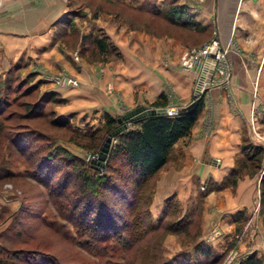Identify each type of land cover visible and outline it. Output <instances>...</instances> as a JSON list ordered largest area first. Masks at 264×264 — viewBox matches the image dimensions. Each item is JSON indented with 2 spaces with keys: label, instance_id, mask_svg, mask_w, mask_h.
<instances>
[{
  "label": "rangeland",
  "instance_id": "374dc122",
  "mask_svg": "<svg viewBox=\"0 0 264 264\" xmlns=\"http://www.w3.org/2000/svg\"><path fill=\"white\" fill-rule=\"evenodd\" d=\"M65 1L69 22L64 32L53 34L50 42L55 47V55L52 53V58L43 60L39 53L25 51L12 62L10 51L0 47V110L3 111L0 113V259L12 264L14 259L7 254L9 251L37 249L55 256L60 264H162L166 260V264H196L197 261L200 264H239L251 254H256L264 264V240L262 250L250 245L239 251L244 225H237L236 236L228 241V233L223 235L215 225L212 206L204 215L202 194L198 195V201L196 195L185 193L179 197L168 191V164L142 191L145 198H149L145 207L150 212V220L161 226L150 231L136 248L117 250L113 257L110 250L100 257L69 237L75 232L74 228L59 213L54 204V193H49V188L56 191L58 175L69 174L61 194L74 195L78 190V169L90 175L87 190L92 182L94 186L102 182L104 175L110 172L107 170L111 163L108 156L118 141L117 133L111 137L106 157L99 158L109 136L104 133L101 137L103 131L100 129L105 124L103 116L122 118L129 109L141 106L177 107L166 104L176 103L184 91L182 85L189 75L180 65L183 53L218 37V20L228 16L229 10L235 8V2ZM98 39L107 44L106 51L97 47ZM225 49L228 54L230 50ZM226 53L224 62L228 57ZM222 67L227 81L222 83V77L207 80L209 86L198 97L193 95V100L198 98L203 103L209 89H217L229 98V65ZM79 74H83L85 80L82 81ZM66 78L76 79L77 84H66L63 82ZM257 78L252 97L258 103L256 106H264V73ZM68 87L96 94L108 113L104 108L101 110V104H92V108L81 112L76 101L61 95L70 89ZM123 95L131 97L126 99ZM158 101L164 102L165 106H155ZM123 124L129 127L134 123L128 120L119 125ZM259 131L264 134V126L256 132ZM94 134L98 146L93 145L91 137ZM47 153H54L57 160L58 155H64H60L58 170L44 185L34 172L39 158ZM110 174L121 178L122 173L113 171ZM113 180L115 184L125 183L123 179ZM98 191L103 193L106 202L115 201L111 193L102 191V187L98 186ZM72 200L71 196L63 202L67 204ZM116 204L122 215L127 212L120 202ZM18 207L19 212L15 211ZM238 215L252 214L241 211Z\"/></svg>",
  "mask_w": 264,
  "mask_h": 264
},
{
  "label": "crops",
  "instance_id": "0c3cea01",
  "mask_svg": "<svg viewBox=\"0 0 264 264\" xmlns=\"http://www.w3.org/2000/svg\"><path fill=\"white\" fill-rule=\"evenodd\" d=\"M234 2L235 8L217 24L220 43L230 50L225 63L229 65L231 76L227 89L229 98L217 89L208 90L196 122L187 135L173 144L165 165L168 164L170 193L179 197L185 193L196 195L198 201V195L202 194L204 215L212 206L215 225L223 235L228 233V241L236 236V226L242 224L245 232L239 241V251L250 245L262 250L264 216L260 212V178L263 167L255 170L250 166L244 159L243 146L247 139L264 148V142L259 143L252 132L264 126V106H256L258 103L252 97L254 81L264 73V0ZM67 12L65 0H0V47L10 51L12 62L25 51L39 53L43 60L52 58L55 47L50 41L54 33L66 30ZM4 61L10 62L9 59ZM185 73L190 80L186 77L183 93L176 103L166 106L183 107L193 100L194 74ZM79 77L85 80L83 74ZM46 88L51 90V87ZM68 88L64 94L58 91L66 95L64 98L76 101L81 112L92 108V104H101L103 110L104 104L96 94ZM241 211L252 215L240 216Z\"/></svg>",
  "mask_w": 264,
  "mask_h": 264
},
{
  "label": "trees",
  "instance_id": "16d2710c",
  "mask_svg": "<svg viewBox=\"0 0 264 264\" xmlns=\"http://www.w3.org/2000/svg\"><path fill=\"white\" fill-rule=\"evenodd\" d=\"M96 45L101 51L108 49L107 44L101 39L96 40ZM160 105H164V102L155 103V106ZM201 106L202 101L200 100L197 108L191 112L176 116L153 114L131 121L134 123L132 126H126L117 134L118 141L108 156V161L111 163L107 170L110 172L104 175V180L99 184L94 186L92 182L88 190L90 175L76 167L79 171L76 172L78 174V190H75L74 195L61 194L60 191L66 186L69 174L64 173L63 176L59 174L55 184L57 192L49 188V193H54V204H56L59 213L74 228L75 232L69 237L77 240L79 246L96 252V255L100 257L105 256L111 250L113 251L111 257H113L117 254V250L129 251L134 247L136 248L144 241V237L150 231L158 230L161 225L158 222L154 224L150 220V212L145 207L148 205L149 198H145L142 191L148 186L150 179L166 164L173 144L190 132ZM0 113L3 111L0 110ZM104 117L105 124L100 129L103 131L101 137L104 133H107V136L110 135L122 123L119 118H114L108 114H105ZM58 123L64 125L61 120H58ZM95 134L91 139L94 142L93 145L98 146L97 138H94ZM243 150L244 159L249 162L250 166L255 170H261L264 163V148L254 145L246 139ZM60 155L63 156L64 154ZM60 155H58V160H60ZM58 160L54 153L43 154L39 158L34 176L44 185H47L52 175L58 170ZM113 171L122 173L121 178L111 176L110 173ZM113 179L118 181L123 179L125 183L123 185L115 184ZM98 186L102 187V191L111 193L112 199L115 201L108 203L103 200V193L98 191ZM71 196L73 202L67 204L63 202ZM61 198L65 199L62 201ZM260 201V212L264 216V168L260 178ZM118 202L126 208L127 212L123 215L117 208L116 203ZM19 210L20 207L17 211L19 212ZM7 254L11 259H14L12 264L16 262L60 264L55 256L40 252L37 249L9 251ZM39 256L44 257V259L40 260ZM166 262L167 260L162 264H166ZM0 264L6 263L0 259ZM196 264H200L199 261ZM239 264H262V261L257 258L256 254H251L242 259Z\"/></svg>",
  "mask_w": 264,
  "mask_h": 264
},
{
  "label": "built area",
  "instance_id": "2783aa9c",
  "mask_svg": "<svg viewBox=\"0 0 264 264\" xmlns=\"http://www.w3.org/2000/svg\"><path fill=\"white\" fill-rule=\"evenodd\" d=\"M226 49L220 43L218 37H215L213 41L203 45L202 47H198L196 49H191L185 52L180 60L181 67L194 74V95L197 97L200 93L209 86V81L212 78L222 77L224 81H227L228 77H224L223 74V66H226L222 60L225 56ZM227 55V53H226ZM211 58V59H210ZM213 78V79H214ZM68 85H76L77 81L73 78H66L63 80ZM201 93V94H202ZM179 113V108L177 107H167L164 108V114L168 116H176ZM253 129V128H252ZM253 134L260 140L259 143L264 142V137L262 135H257L256 130L253 129ZM261 143V144H262ZM218 162V160H216Z\"/></svg>",
  "mask_w": 264,
  "mask_h": 264
},
{
  "label": "water",
  "instance_id": "95a60500",
  "mask_svg": "<svg viewBox=\"0 0 264 264\" xmlns=\"http://www.w3.org/2000/svg\"><path fill=\"white\" fill-rule=\"evenodd\" d=\"M198 103H199V99L196 98L187 106L180 107L179 114L194 111L197 108ZM153 114H164V108H149L146 106L136 107L135 109L123 115L122 118H119V121L122 122V121H128V120L130 121L138 120V119L144 118L145 116L153 115ZM125 128H126V125L123 124L110 133V135L106 138V141L104 142V145L102 147V152L99 155L100 159H104L106 157V153L108 152L109 145L111 142V137L115 136L117 133H119L121 130Z\"/></svg>",
  "mask_w": 264,
  "mask_h": 264
}]
</instances>
